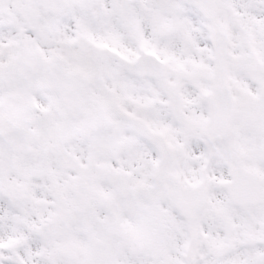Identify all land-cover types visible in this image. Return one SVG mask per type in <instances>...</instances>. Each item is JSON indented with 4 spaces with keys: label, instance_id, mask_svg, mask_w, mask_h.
<instances>
[{
    "label": "snow or ice",
    "instance_id": "1",
    "mask_svg": "<svg viewBox=\"0 0 264 264\" xmlns=\"http://www.w3.org/2000/svg\"><path fill=\"white\" fill-rule=\"evenodd\" d=\"M0 264H264V0H0Z\"/></svg>",
    "mask_w": 264,
    "mask_h": 264
}]
</instances>
